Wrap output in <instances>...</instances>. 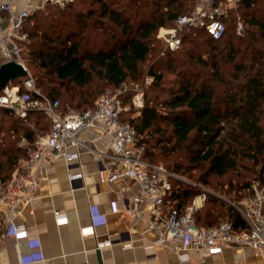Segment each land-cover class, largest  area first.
Masks as SVG:
<instances>
[{"label": "trees", "instance_id": "obj_1", "mask_svg": "<svg viewBox=\"0 0 264 264\" xmlns=\"http://www.w3.org/2000/svg\"><path fill=\"white\" fill-rule=\"evenodd\" d=\"M119 1L83 0L64 7L47 4L25 20L24 27L30 23L27 57L29 66L36 69L40 92L58 100L62 113L79 112L93 108L94 99L107 89L105 86L137 85L148 76L151 83L147 88L163 91L167 97L160 100L159 94L152 98L145 95L143 107L130 108L122 119L136 129L147 159L157 163L153 159L156 150L159 156L182 151L192 163H208L206 177L222 176L234 169L240 146V155L260 166L256 181L264 185L263 56L257 59L259 67L255 73L246 75L239 85L240 97L217 96L214 85L205 80L197 84L195 78L200 75L193 73V62L210 66L214 81L223 82L215 55L208 60L197 54L195 57L196 46L203 42L207 50L211 45L210 51L217 53L216 45L225 40L234 12L240 6L250 9L259 0H240L223 17L226 30L221 39L192 29L183 33L182 45L175 51L164 49L156 37L157 31L162 26H172L179 15L188 13L194 0H126L120 7ZM149 6L152 9L147 13ZM250 24L258 28L264 41V21L251 17ZM232 49L228 57H232ZM164 72L173 73L174 79L170 87L162 89ZM131 94L128 91L123 96L124 102L129 101ZM0 113L8 118L0 119V178L7 180L27 155V148L18 142L25 139L31 143L38 134L47 132L51 123L48 115L40 111L28 112L23 118L3 107ZM225 125L230 127L225 130ZM174 168L177 170V166ZM172 184L167 200L178 208L197 193L188 185L182 187L176 179ZM249 189L250 184L241 188L242 197L249 194ZM206 203L212 207L205 210L204 218L199 215L201 209L195 215L199 226L216 225L222 216H227L237 229L245 226L238 212L223 201L207 198Z\"/></svg>", "mask_w": 264, "mask_h": 264}, {"label": "built area", "instance_id": "obj_2", "mask_svg": "<svg viewBox=\"0 0 264 264\" xmlns=\"http://www.w3.org/2000/svg\"><path fill=\"white\" fill-rule=\"evenodd\" d=\"M76 0H37L14 12L8 2L0 3V65L7 61L23 62V42L27 34L21 33L25 20L35 11L54 4L64 7ZM240 0H195L188 13L179 15L172 26H162L156 37L164 49L175 51L183 41V33L192 29L204 30L215 40L221 39L226 30L223 17L236 7ZM6 23L1 28L2 23ZM240 23L237 26L240 31ZM151 80V78H150ZM144 89L127 87L126 84L105 90L94 107L79 112L62 113L58 100H51L41 93L33 78L24 76L21 85L6 86L0 94V107L24 117L29 111L39 110L48 115L50 129L38 134L31 143L21 139L19 145L27 146V155L13 169L7 180L0 178V242L4 237L18 238L27 232V227L17 222L19 214L32 202L46 169L62 158L68 164L78 158V152L68 151V146L83 147L95 152L80 137L86 129H96L110 140L112 153H100L110 157L120 166L101 167L99 180L115 184L119 196L131 200L133 207L125 206L126 215H147L146 232L152 236L151 247H168L174 252L186 250H220L228 245L238 248L251 247L264 254V185L258 181L250 185L249 194L231 202L242 217L245 226L234 227L230 221H221L210 227L199 226L195 215L204 205L210 192L203 191L194 196L182 208L167 200L173 189L172 180L177 176L162 164L145 157L146 148L139 135L128 121L121 116L130 108L140 109L144 105ZM132 91L128 104L123 96ZM81 178L80 173H69L71 182ZM136 187V190H135ZM58 223L65 217L55 212ZM96 215H94L95 217ZM108 242V241H107Z\"/></svg>", "mask_w": 264, "mask_h": 264}, {"label": "crops", "instance_id": "obj_3", "mask_svg": "<svg viewBox=\"0 0 264 264\" xmlns=\"http://www.w3.org/2000/svg\"><path fill=\"white\" fill-rule=\"evenodd\" d=\"M6 2L18 12L37 0H0ZM78 135L95 152L68 146L78 158L69 164L62 158L51 163L36 197L17 218L27 227L26 234L0 242V264H264V254L251 247L228 245L182 255L168 247H151L147 215L123 213L125 206H134L129 195L124 201L115 184L99 180L101 167L120 166L98 153H112L110 140L92 128ZM69 173H80L81 178L71 182ZM56 211L64 222H57Z\"/></svg>", "mask_w": 264, "mask_h": 264}, {"label": "rangeland", "instance_id": "obj_4", "mask_svg": "<svg viewBox=\"0 0 264 264\" xmlns=\"http://www.w3.org/2000/svg\"><path fill=\"white\" fill-rule=\"evenodd\" d=\"M81 1L83 0H76L75 3H78ZM125 1L126 0H120L118 4L119 7L123 5ZM194 3H195V0L192 4L193 6H194ZM151 9H152V6L147 7L146 12L151 11ZM251 17H255V18L257 17L258 19H262L264 21V0H259L258 2H256V5L250 9H245L242 6L238 7V9L234 12L232 21L229 23L230 26L228 29V33L225 37V40L220 45H216L218 46L217 53L214 54L210 51V48L212 47L211 45L208 46V50H207L203 42H198L196 49L194 48L195 57L197 55H200L204 59L208 60L210 57L211 58L213 57L211 55H215L214 61L218 65L217 70L221 74L223 82L219 84L214 81L215 74L213 72V69L210 66L204 67L203 65H200L198 63L196 64L195 62H193L194 64L193 73L196 74L197 72V74L199 73L200 75L199 78H195V82L197 84L200 81L205 80L206 82H208L210 86L214 85L216 89L215 93L217 94V96L222 97L225 94H229V95L236 94L240 97L238 87L239 85L241 86L244 80V77L246 75H253L255 71L258 69L259 66H258L257 59L259 56H263L262 61H264V41L260 36L258 28L250 24ZM239 23L241 25V28H240V31L238 32L237 26ZM29 28H30V23L28 22L27 26L26 27L23 26L22 31H21V33L27 34V38L23 42V45H22L23 47L22 57H23L24 65L26 66L28 70V76H31L33 78L35 87L37 88V80L35 77L36 69H34L32 66H29V61L27 57V53H28L27 48L30 42V37L28 36ZM199 41H201V38H199ZM212 45H215V44H212ZM187 47H191V46H187ZM202 47H204V50H202L201 52L200 49H202ZM230 47L233 48L232 49L233 53L231 54L232 57H228V54H229L228 51ZM191 49L193 48L191 47ZM23 79L24 77L17 78L14 81L9 82L7 86L11 87V86L20 85L22 84ZM173 79H174L173 73L164 72V82L160 85V87L162 89L170 87L173 83ZM141 82L142 83L137 84V85L128 83L126 84V86L131 87V89L132 87L136 89H144L143 90L144 96L146 95L145 97L147 98H152L156 94H159L160 100L165 99V97H167V93L163 91L161 92L157 89L147 88L149 84L151 83L150 77L148 76L144 77ZM105 88H107L106 90L108 89L114 90V88H111L108 86H105L104 89ZM38 90L42 91L41 89H38ZM97 98L98 97H96L94 101H96ZM128 102L129 101H126V104H128ZM144 103H145V98H144ZM34 111H39V110H34ZM126 113H128V111L125 112L124 115L121 116V119L125 117ZM126 117H129V114H127ZM262 117H264V115ZM3 118H4V121H7L8 119L6 116L3 117L2 114L0 113V119H3ZM49 122L51 123V121ZM24 123L26 125L29 124L28 122H24ZM6 126L7 125L5 124V127ZM229 127L230 125H225V130L228 129ZM0 135H3V134L0 133ZM147 146L149 150H151L150 145H147ZM22 147L26 148L27 146H22ZM237 149H239V153L236 157V163H235L234 169L230 170L229 172H227L226 174L222 176L211 174L206 177L205 171L208 166V163H202V164L192 163L188 160L187 156L183 154L182 151L175 152L174 154H171V155L159 156L158 155L159 152L156 150L155 152H153V155H155L153 159L157 163L162 164L164 167H166L170 172L174 173L177 176L176 180L184 185V186L181 185L182 187H185L188 185L193 190H196L197 193L194 194L193 197L202 193L203 191H208L210 192L207 196L208 199L217 198L223 201L226 205H228V207L233 208L231 202H235L239 200L238 199L239 196H240V200L244 198L242 197L244 196L243 194L244 191H242L241 188L246 184L251 185L253 182H255L258 176V172L260 170L259 165L254 164L247 157H243L240 155L241 154L240 146H238ZM174 166H177V170L174 168ZM191 198L187 200V203L191 200ZM210 207H212L210 204L206 202L204 203V205L201 207V210L199 212L200 213L199 215H201V218H204L205 210L209 209ZM228 220L229 218H227V216H222L217 221L221 222V221H228Z\"/></svg>", "mask_w": 264, "mask_h": 264}, {"label": "water", "instance_id": "obj_5", "mask_svg": "<svg viewBox=\"0 0 264 264\" xmlns=\"http://www.w3.org/2000/svg\"><path fill=\"white\" fill-rule=\"evenodd\" d=\"M27 70L15 61H7L0 65V91L5 89L7 84L19 77H24Z\"/></svg>", "mask_w": 264, "mask_h": 264}]
</instances>
